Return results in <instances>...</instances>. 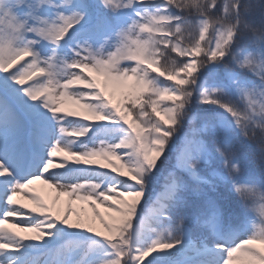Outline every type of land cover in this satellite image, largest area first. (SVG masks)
<instances>
[{
	"label": "snow or ice",
	"instance_id": "obj_1",
	"mask_svg": "<svg viewBox=\"0 0 264 264\" xmlns=\"http://www.w3.org/2000/svg\"><path fill=\"white\" fill-rule=\"evenodd\" d=\"M0 264H264V0H0Z\"/></svg>",
	"mask_w": 264,
	"mask_h": 264
},
{
	"label": "rangeland",
	"instance_id": "obj_2",
	"mask_svg": "<svg viewBox=\"0 0 264 264\" xmlns=\"http://www.w3.org/2000/svg\"><path fill=\"white\" fill-rule=\"evenodd\" d=\"M86 122H89V123H98V122H102V121H95V120H91L90 119L89 121H86ZM81 139H83V138H81ZM102 163H105V161L98 160L92 166H97L98 167ZM114 163H115V161H114ZM105 170H110V169H105ZM33 188L36 190L37 193H39L40 195H42L46 200L51 201V199L55 196V193H53L45 185H43V184H41L39 182H36L33 185ZM60 199H61L62 202H66L68 198L67 197H61ZM21 202H25V201H21ZM29 207H31V205H29ZM73 207L77 211L83 210L84 212H90V207L87 204L76 203V204L73 205ZM100 211L103 212V209H100Z\"/></svg>",
	"mask_w": 264,
	"mask_h": 264
}]
</instances>
